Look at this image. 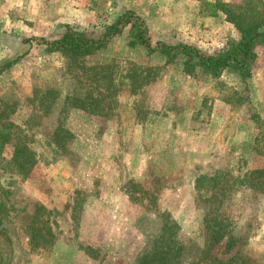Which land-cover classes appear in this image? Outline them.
Listing matches in <instances>:
<instances>
[{
	"label": "rangeland",
	"instance_id": "obj_1",
	"mask_svg": "<svg viewBox=\"0 0 264 264\" xmlns=\"http://www.w3.org/2000/svg\"><path fill=\"white\" fill-rule=\"evenodd\" d=\"M204 1L212 0H0V100L10 105L0 123L36 160L21 173L10 163L11 143L0 153L5 264H134L162 212L179 225L180 243L200 249L206 220L224 219L241 239L220 242L212 256L264 264V46L244 87L228 73L187 76L177 61L128 46L127 29L82 60L49 52L41 41L64 26L98 35L128 10L143 19L152 45L217 55L239 33L223 13L209 17ZM99 66L111 67L102 86L81 69ZM75 91L99 94L104 109L66 108L64 97ZM215 96L231 104L215 110ZM168 116H178L172 131ZM141 149L154 158L128 179L127 163L142 161ZM31 226L41 236L34 248Z\"/></svg>",
	"mask_w": 264,
	"mask_h": 264
},
{
	"label": "trees",
	"instance_id": "obj_2",
	"mask_svg": "<svg viewBox=\"0 0 264 264\" xmlns=\"http://www.w3.org/2000/svg\"><path fill=\"white\" fill-rule=\"evenodd\" d=\"M259 2L260 0H245L239 4H225L219 0L203 2L205 9L209 10L208 16L215 17L219 13H223L226 20L239 33V38L228 41L222 52L217 55H205L197 48L182 43L169 45L164 42H156L152 45L148 28L143 19L128 10L108 22L98 35H91L87 31H78L64 26V30L58 37L49 41L45 39L41 41L49 52H60L68 60H82L106 47L114 37L123 34L127 29L128 46L141 47L148 56H162L167 62L177 61L182 72L187 76L201 74L207 79L216 80L224 73H228L246 87L257 58L256 50L258 47L264 46V10L262 2L261 8L258 7ZM110 68L109 66H99L81 69L86 74L87 71H91L86 76L92 81L99 80L101 83L98 86H102V83H106V71ZM106 93L109 94L108 88ZM103 100L99 94H94L93 91H75L64 97L63 105L68 109L95 114L101 113L104 109ZM9 107L10 105L0 100V118L7 115ZM109 108L110 106H108ZM107 113L108 110L105 114ZM261 137L264 138V132L261 133ZM7 142L13 146L10 163L21 173L29 172L36 163L34 154L26 145L18 142L15 136L13 140L12 131L7 128V125L0 123V153ZM28 166L29 168H27ZM157 217L160 220L158 232L139 253L134 264H248L244 261L241 262V257L238 254H235L231 261L226 262L212 256L211 251L220 242L226 241L227 244H230L241 239L233 234L224 219L206 220L207 237L204 249H200L193 244L184 245L178 241L180 227L169 213L162 212ZM39 232L40 230L37 228L30 227L27 241L33 248L40 245ZM4 255L5 253L0 248V264H5Z\"/></svg>",
	"mask_w": 264,
	"mask_h": 264
},
{
	"label": "crops",
	"instance_id": "obj_3",
	"mask_svg": "<svg viewBox=\"0 0 264 264\" xmlns=\"http://www.w3.org/2000/svg\"><path fill=\"white\" fill-rule=\"evenodd\" d=\"M130 10V9H129ZM210 17V16H209ZM216 17V16H215ZM212 18H214V17H212ZM261 74H263V77H264V57H262L261 56ZM262 77V76H261ZM263 77L261 78V81L263 82ZM188 83V82H187ZM174 86H177L176 84H174ZM165 87H167V86H165ZM165 87L163 88V91H165L166 89H165ZM205 89H207V88H205ZM162 91V90H161ZM193 92V91H192ZM201 95H202V93L201 92H198V91H196V89H195V93L193 92V100H197V104H198V101H201V102H203V100H202V98H201ZM211 104H213V105H215V110H218L217 108H216V106H218V107H222V106H224V105H230L231 104V102H229V101H227V100H225V99H221V98H219V97H213L212 98V100H211ZM155 116V115H154ZM153 117V116H152ZM154 118H156V117H154ZM168 118V122H169V125H170V128H169V130L170 131H172V127H173V125H172V123L174 124V123H176L177 122V119H178V116H176L175 118L174 117H171V116H168L167 117ZM215 118H219V117H215ZM170 119V120H169ZM227 119V118H226ZM196 134V133H195ZM120 135H122V134H120ZM146 138H147V136H146ZM221 144H224V143H221ZM140 145H141V147H142V143L140 142ZM196 148H194V151L195 152H193V153H196V154H198V152L200 151H198V148H197V146H195ZM210 148L208 149L209 151H211L212 149H214V146H213V144H211L210 146H209ZM171 148H172V145L170 144V143H168V145L166 146V147H164L163 149H165V151H169V149L171 150ZM142 150V152H143V154H142V158H143V160L142 161H138V160H129V162L127 163L128 165H127V169H126V173H127V176H128V179H131V178H134V177H136L137 175H138V171H139V169H140V173L141 172H143V170H142V168H141V166L143 165V162H148V160L149 159H153L154 158V156H153V153L151 152V151H149V150H145V149H141ZM192 151V150H191ZM149 158V159H148ZM141 163V164H140ZM139 165V166H138ZM146 165H149V164H146ZM146 167H148V166H146ZM184 189H186V187L185 188H183L182 190H184ZM120 197V196H119ZM127 197H125L124 195L123 196H121V200H124V199H126ZM120 199V198H119Z\"/></svg>",
	"mask_w": 264,
	"mask_h": 264
}]
</instances>
